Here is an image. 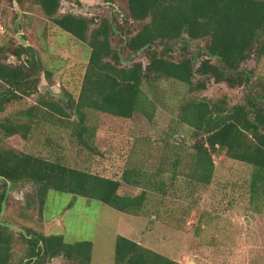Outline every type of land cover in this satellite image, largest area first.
Returning <instances> with one entry per match:
<instances>
[{
	"label": "rangeland",
	"instance_id": "rangeland-1",
	"mask_svg": "<svg viewBox=\"0 0 264 264\" xmlns=\"http://www.w3.org/2000/svg\"><path fill=\"white\" fill-rule=\"evenodd\" d=\"M71 9L95 18L90 30L97 27L100 18L112 20L116 34L111 43L117 50L130 32L148 21L133 20L127 0H60L57 14ZM205 42L191 41L181 48H176L179 42L175 43L171 56L179 60L192 50L198 52L197 46ZM22 44L33 49L37 60L32 61L28 53L16 58L14 50ZM0 46L3 62L20 65L30 75L18 97L5 103L1 118L13 116L24 122L16 112L33 105L45 110L42 102L53 100L47 88L64 96H78L90 47L48 23L35 0H0ZM157 50H161L160 45ZM120 54L128 65L130 60L147 63L143 50L133 55L122 49ZM243 68L251 72L252 79L234 87L203 77L205 88L189 91L187 85L170 78L145 79L142 88L150 102L147 114L136 111L131 118H122L86 109V124L95 132L89 147L78 143L73 132L76 116L68 109L64 121L48 114L41 117L32 124L26 139L0 132V149L33 154L110 178L120 179L127 172L149 180L146 201L134 213L120 212L97 199L50 189L41 215L36 185L26 180L8 182L0 222L15 236L11 264L26 260L28 249L23 236L28 229L41 234L61 232L68 243L91 241L90 264H115L117 235L181 264H264V191L256 197L249 192L252 165L219 149L212 153L210 182L190 179L192 146L199 137H193L191 128L178 118L179 106L189 98L226 95L229 103L235 104L261 92L264 57H251ZM36 78V90H29ZM250 86L253 91L249 95L246 91ZM259 101L264 108V100ZM40 264L79 263L59 256Z\"/></svg>",
	"mask_w": 264,
	"mask_h": 264
},
{
	"label": "trees",
	"instance_id": "trees-1",
	"mask_svg": "<svg viewBox=\"0 0 264 264\" xmlns=\"http://www.w3.org/2000/svg\"><path fill=\"white\" fill-rule=\"evenodd\" d=\"M59 1L35 0L48 23L90 47L79 94L76 98L65 94V101L51 95L53 100L42 102L48 111L33 105L16 112L15 116L23 117L24 122L13 116L0 117L4 136L19 134L26 139L34 122L47 114L64 121L68 109L76 116L73 132L78 143L89 147L95 132L86 124V109L122 118H131L136 111L147 114L150 102L142 88L145 79L170 78L187 85L189 91L205 88L203 77L234 87L252 79L251 72L243 68L245 62L251 57H264V0H127L130 17L148 21L129 33L120 50L111 43L116 34L112 20L100 18L97 27L90 30L94 17L71 11L58 15ZM116 28L121 34V29ZM199 40L206 42L197 46L198 52L192 50L179 60L171 56L175 43L179 42L176 48H181ZM145 45V65L130 59V65L121 63L122 49L136 55ZM25 53L31 54L32 61L37 60L30 46L22 44L14 50L18 59ZM46 73L49 77L50 73ZM29 76L22 66L0 59V113L5 103L18 97ZM196 76L199 78L194 83ZM262 86L261 92L252 94L244 103L230 104L224 95L217 99L189 98L179 106V120L191 128L193 137H199L192 146L190 179L209 183L214 171L212 153L221 149L229 157L252 165V196L264 191V108L259 101L264 100ZM36 88L37 78L29 90ZM251 91L252 87L246 92L250 95ZM0 180V214L8 182L26 180L36 185L40 215L50 189L97 199L120 212L134 213L143 207L149 185V180L133 173L110 178L13 149H0ZM23 239L28 253L20 264H40L59 256L79 264L91 263L89 240L68 243L61 232L41 234L31 229ZM14 242L11 229L0 222V264H11ZM113 260L115 264H181L123 235L116 236Z\"/></svg>",
	"mask_w": 264,
	"mask_h": 264
},
{
	"label": "water",
	"instance_id": "water-1",
	"mask_svg": "<svg viewBox=\"0 0 264 264\" xmlns=\"http://www.w3.org/2000/svg\"><path fill=\"white\" fill-rule=\"evenodd\" d=\"M70 11H71V12H75L73 9H71ZM112 27H113V30H115L113 24H112ZM146 47H147V45L143 46V47L141 48L140 51L144 50ZM119 57H120V61H121V63L126 64V65L129 64L128 61L124 60V58L122 57V55H121L120 53H119ZM47 89L49 90V92H50L53 96H56L57 98H62L63 100L65 99V96H64L63 94L53 92L50 88H47Z\"/></svg>",
	"mask_w": 264,
	"mask_h": 264
}]
</instances>
